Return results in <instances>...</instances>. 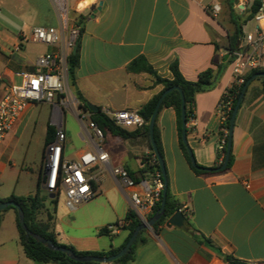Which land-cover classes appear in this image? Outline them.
I'll list each match as a JSON object with an SVG mask.
<instances>
[{
    "label": "crops",
    "instance_id": "crops-1",
    "mask_svg": "<svg viewBox=\"0 0 264 264\" xmlns=\"http://www.w3.org/2000/svg\"><path fill=\"white\" fill-rule=\"evenodd\" d=\"M233 14L243 21L255 1L233 0ZM210 3L222 7L217 19L206 10ZM78 7L74 19L83 32L80 35V62L76 72L77 86L89 104L111 110L137 111L164 87L154 84L151 75L131 72L129 67L145 58L153 70L163 78H171L174 62L188 81L216 69L231 59L227 49L229 38L235 32L229 0H72ZM24 18L18 36L11 38L0 34V99L6 88L15 84L24 71H36L37 59L54 50L31 40L34 27L57 26L58 21L50 0H0V9ZM95 13V14H94ZM29 20V21H28ZM28 21L31 26L26 24ZM253 20L243 25V33ZM28 27V28H26ZM1 33V32H0ZM12 43V46H10ZM43 48L34 58L25 51L24 44ZM226 55L229 57L226 59ZM226 59V61H225ZM232 84L230 64L216 86L198 93L194 104V118L187 125V142L196 163L203 168L221 165L218 146L220 122L217 113L222 95ZM76 88L69 87L75 95ZM51 110L44 128V146L48 125L56 129L63 125L68 143L79 142L74 157L65 146L64 155L75 159L80 153L94 150V144L81 131L66 128L64 117L50 104ZM45 109L31 108L19 119L0 144V201L5 202L18 193L23 177L32 176L34 182L42 171L25 168L18 155L23 149V137L35 112ZM74 118L75 110L70 109ZM82 126V125H81ZM155 126L159 132L162 157L166 166L168 188L181 206V227L161 226L156 233L146 230L137 248L135 259L128 264H226L229 256L246 264H264V87L259 77L253 79L239 107L232 135V168L225 172L198 174L186 159L180 146L176 111L169 107L158 112ZM133 131L136 129H127ZM43 146V151H44ZM110 157L112 167L127 169L135 178H141L145 156L150 154L145 136L123 140L107 132L101 144ZM42 151V157H43ZM27 156V150L24 157ZM100 185L98 195L106 204L102 213L106 218L100 230L114 221H123L132 210L131 190L122 189L113 173L98 167ZM45 216L40 220H46ZM60 244L78 251L95 252L115 250L123 246L129 230L117 233L64 237L53 227ZM0 264H36L26 257L20 244L16 214L0 217ZM121 264V263H108Z\"/></svg>",
    "mask_w": 264,
    "mask_h": 264
},
{
    "label": "built area",
    "instance_id": "built-area-1",
    "mask_svg": "<svg viewBox=\"0 0 264 264\" xmlns=\"http://www.w3.org/2000/svg\"><path fill=\"white\" fill-rule=\"evenodd\" d=\"M50 1L58 24L34 27L31 40L53 47L54 50L37 59L36 71L19 73L20 84H11L6 88L0 99V144L15 123L35 106L53 105L61 115L65 109L75 110L83 126L84 135L95 148L92 151L80 153L75 159H68L64 155L67 142L66 131L62 124H56L55 137L46 146L44 152L43 187L45 192L48 195H54V199H57L63 191L66 196L65 204L73 211L79 205L98 196L97 187L100 185V179L96 171L98 167L103 166L113 173L122 189L131 190L132 210L141 223L148 224L154 210L162 200L164 189L162 174L146 173L141 178H134L127 169L110 165L109 154L101 147L105 137L102 129L92 121L90 112L82 111L77 97L68 91L70 87L68 59L76 49L81 34L80 28L72 18V15L78 12V7L72 5V0ZM206 10L213 19H217L222 7L219 3H210L206 6ZM252 20L255 26L243 34L238 49L230 53L232 84L228 89L241 86L249 72L264 70V2ZM231 110V100L218 103L220 126L227 121ZM100 111L116 126L123 129H140L145 125L144 118L137 111L109 108H100ZM87 118L89 121L85 122ZM222 131L224 134L218 146L221 164L224 161L225 138L229 134L227 130ZM144 161L155 163L158 160L151 152L145 156ZM179 211L184 212L189 209L184 206ZM124 226L125 222L120 221L106 226V229L109 233H117Z\"/></svg>",
    "mask_w": 264,
    "mask_h": 264
},
{
    "label": "trees",
    "instance_id": "trees-1",
    "mask_svg": "<svg viewBox=\"0 0 264 264\" xmlns=\"http://www.w3.org/2000/svg\"><path fill=\"white\" fill-rule=\"evenodd\" d=\"M234 1L229 0V5L232 10V20L235 25V32L233 35L230 36L229 38V44H228V51L231 53L232 51L238 49L240 45V40L243 36V25L247 24L249 21H251L254 16L259 12L262 2L261 1H255L253 5L251 6L250 10L248 11V14L244 17L243 21L239 22L235 15L233 14V7H234ZM74 13L72 15V18L75 22V24L80 28L79 22H77L74 19ZM83 32V28H80V33ZM81 35V34H80ZM79 42L80 38L78 40V44L76 47V52H72L71 55L69 56L68 59V67H69V84L72 88H76L77 86V77H76V72L79 67V62H80V53H79ZM231 63V59L228 60L226 63L220 64L216 69H208L204 72H202L198 79L196 81H188L186 80L183 75L181 74L179 70V65L177 62H174L171 67H170V72H171V78H163L159 76L151 67V65L148 64L145 58H140L132 63V65L129 67V70L131 72H145L149 75H151L154 79V84L156 85H162L164 87L163 91L152 98L148 103L143 105V107L139 110V114L144 118L145 120V125L144 127L140 129H136L133 131H129L127 129H123L121 127L116 126L110 118L107 116L103 115L100 111V108L97 112H92L89 107H88V101L81 95L80 91L76 88V93L75 96L80 102V108L84 112H90L91 113V119L94 121L98 126L102 129L104 136L107 132H110L114 134L115 136L119 137L120 139L123 140H129V139H135L139 136H145L148 140L149 143V148L152 153H154L153 146L151 144V139H150V133H149V123L151 120V117L153 115V112L156 107V103L161 96V94L169 88L172 87H177L178 90H174L170 92L169 94L166 95L164 98L162 105L160 107V110L163 108H173L176 111L177 114V119H178V129H179V135H180V146L181 149L184 152V155L186 156V159L188 162H190L189 154H188V148L184 144L182 140V121H181V116H182V97L181 93L184 96L185 103H186V118H187V123L194 118V104H195V98L198 93L202 92H207L212 90L216 84L219 82L220 78L222 77L225 69L227 66ZM264 70H253L249 72L246 77H245V82L239 86V87H233L231 89H227L226 92L222 95L221 99L219 102L224 101L228 102L231 100V112L228 115L227 121L224 123V125L220 126V138L223 137V129L229 131L230 128V119L232 116V111L234 107L237 104V101L240 97V94L242 92V89L244 85L256 74L262 73ZM260 80L263 82V87H264V77H259ZM159 110V111H160ZM56 129L48 125L47 127V132H46V138H45V146H44V151H43V157H42V171H43V159H44V152L46 149V146L53 141L55 137ZM154 137H155V142L156 146L162 156V147H161V142H160V136L159 132L155 126V131H154ZM226 145L224 148V159L226 156L227 152V144H228V136L225 138ZM221 158V155H220ZM223 159V160H224ZM234 162V156L233 152L231 150L229 162L227 165V168L222 171H229L232 168ZM144 167L141 169L140 174H154V173H161V167L159 165V162L156 161L155 163H150L148 161L143 162ZM192 169L198 173V174H209L203 167H193ZM130 173V172H129ZM132 177L133 174L130 173ZM42 191L44 190L43 187V174L40 175L38 178L37 182V188L34 193V195L26 196V197H18L13 195L10 197L7 201H14L16 202L23 210L24 216H25V223L27 228L32 232L37 235H40L46 239H49L53 241V243L56 246H61V247H66L71 249L76 255L83 256V255H93V256H102V257H109L112 255H115L119 253L128 240L130 239L131 235L135 231L137 227H139L142 223L136 218V215L133 210H130L123 222H125L124 228L129 230V236L126 240V242L123 244L122 247L115 249V250H109V251H95V252H82L76 250L72 246H67L64 244H60L57 241L56 235L54 233L53 227H54V217L49 213L45 211V198L42 196ZM52 202L54 204L57 203V199H53ZM162 202V200H161ZM161 202L157 205L156 209L154 210V213L150 217V219L156 214V212L160 209ZM0 203H2L0 201ZM8 209H13L15 214H16V224H17V229L19 232V237H20V244L24 250V253L27 258L32 260L36 264H99L96 262H89V263H79L71 260L67 255H65L62 252H56L52 251L49 248L45 247L43 244L37 242L33 237L27 236L25 231L22 229L20 222H19V216H18V211L13 208V207H7L5 210ZM181 209V206L177 203V201L173 198L170 189L168 188L167 192V201H166V207H165V212L161 216V218L153 225V230L154 232L158 233L159 229L161 226L165 225L167 221L177 212ZM4 211V210H3ZM45 211L46 212V220H40L39 215ZM0 212V216H1ZM100 234H105L108 233V230L106 227L99 232ZM145 233V230H142L138 237L136 238L134 244L131 246L130 250L122 257L119 259L113 261L114 263H121V264H128L132 262L137 253V248L138 245L143 242L142 241V236ZM224 261L226 264H246L245 262L235 260L229 256H223Z\"/></svg>",
    "mask_w": 264,
    "mask_h": 264
},
{
    "label": "rangeland",
    "instance_id": "rangeland-1",
    "mask_svg": "<svg viewBox=\"0 0 264 264\" xmlns=\"http://www.w3.org/2000/svg\"><path fill=\"white\" fill-rule=\"evenodd\" d=\"M29 21V20H28ZM26 21L28 27L31 24ZM24 18L21 17L20 13H15V16L11 13L7 12L5 9H0V34L5 36H10L14 38L18 36L23 28ZM253 23H249V27L246 30H249ZM26 27V28H28ZM26 50L32 58L36 56L42 46L24 44ZM12 46V43L11 45ZM3 54L0 53V56ZM20 80H18L15 84H20ZM2 98V97H1ZM45 109L41 114L35 112L34 116L30 120L28 124V128L24 133L23 137V149L22 152L19 153V159H22L21 162L26 158L25 168H31L35 171L38 170V167L41 166L42 161V151L44 146V128L46 126V122L49 121L51 110L49 107L38 105L36 109ZM66 123V128L70 131L77 132L81 131L83 126L78 122L76 118L70 112V109H65L62 114ZM87 118L85 122H88ZM66 147L68 149V154L70 157H74L76 150L79 148V142L77 140H73V144L66 142ZM27 150V156L24 157V153ZM37 188V181L34 182L32 180V176H29L28 179L22 176L20 183L18 185V193H29L34 195ZM42 196L45 198V211L49 212L54 217V224L57 227L58 232L64 237H72V236H81L83 234L89 235H97L100 228L103 226L104 222H106V218H103L102 213L105 210L106 204L101 200V197L98 195L93 200L83 203L77 207L75 210H70L66 204V196L63 191H61L59 197L57 198V203L54 204L52 200L49 198L47 192L42 191ZM13 209L4 210L1 213V218H5L6 215H11L13 213ZM43 211L40 217L45 216ZM118 222L114 221L112 224H116ZM111 225V224H109ZM108 226V225H106ZM152 227L147 228L146 230H152Z\"/></svg>",
    "mask_w": 264,
    "mask_h": 264
},
{
    "label": "water",
    "instance_id": "water-1",
    "mask_svg": "<svg viewBox=\"0 0 264 264\" xmlns=\"http://www.w3.org/2000/svg\"><path fill=\"white\" fill-rule=\"evenodd\" d=\"M95 14V13H94ZM74 53L76 52V49H74L73 51ZM229 57V55H226V59ZM225 59V61H226ZM257 77H264V72L256 74L255 76H253L243 87L242 92L240 94V97L237 101L236 106L234 107L233 111H232V116L230 119V128H229V134H228V144H227V152H226V156L225 159L223 161V163L217 167V168H205V170L207 172H222L227 168L228 162H229V158H230V154H231V150H232V135H233V130H234V124H235V119L239 110V107L241 105L242 99L244 97V94L246 92V89L248 88V85L250 84V82L257 78ZM174 90H178L177 87H172L169 89H166L161 96L159 97L157 103H156V107L155 110L153 112V115L151 117L150 123H149V133H150V139H151V144L153 146V150H154V154L159 162V165L161 167V172H162V177L164 180V189H163V193H162V202H161V206L160 209L156 212V214L149 220L148 224H144L142 223L139 227H137L135 229V231L133 232V234L131 235L130 239L128 240V242L126 243V245L124 246V248L117 254L109 256V257H102V256H93V255H83V256H79L76 255L71 249L66 248V247H61V246H56L53 241L46 239L40 235H37L35 233H32L26 226L25 223V216H24V212L22 210V208L14 201H5L0 203V212H2L3 210H5L7 207H13L18 211V216H19V222L20 225L22 227V229L25 231L27 236L33 237L37 242L43 244L45 247L49 248L52 251H56V252H62L65 255H67L71 260L75 261V262H79V263H89V262H96L99 264H108L111 263L117 259H119L120 257L124 256L131 248V246L134 244L136 238L138 237L139 233L142 230H145L149 227H153V225L161 218V216L164 214L165 212V207H166V201H167V192H168V177H167V171H166V166L163 160V157L161 156L157 146H156V142H155V137H154V131H155V123H156V118L158 115V112L160 110V107L162 105V102L164 100V98L166 97L167 94H169L170 92L174 91ZM181 97H182V116H181V121H182V140L184 142V144L186 145V147L188 148V154H189V158H190V162L191 165L193 167H198L194 154L192 152V150L190 149L188 142H187V118H186V103H185V99L183 94L181 93ZM89 109L92 112H97L99 110V108L97 106L88 104ZM50 199H54L55 196L54 195H49ZM184 223V215L181 211H177L166 223L167 226H175V227H181Z\"/></svg>",
    "mask_w": 264,
    "mask_h": 264
}]
</instances>
